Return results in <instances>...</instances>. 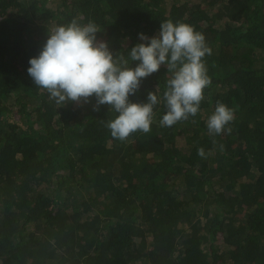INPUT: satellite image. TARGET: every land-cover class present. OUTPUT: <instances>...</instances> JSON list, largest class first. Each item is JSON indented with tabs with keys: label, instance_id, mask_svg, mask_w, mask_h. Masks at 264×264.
I'll return each instance as SVG.
<instances>
[{
	"label": "trees",
	"instance_id": "obj_1",
	"mask_svg": "<svg viewBox=\"0 0 264 264\" xmlns=\"http://www.w3.org/2000/svg\"><path fill=\"white\" fill-rule=\"evenodd\" d=\"M73 18L114 58L193 26L212 50L198 113L161 125L164 65L129 97L158 96L148 133L113 138L95 96L57 105L27 70ZM217 102L235 119L212 136ZM0 264H264V0H0Z\"/></svg>",
	"mask_w": 264,
	"mask_h": 264
},
{
	"label": "clouds",
	"instance_id": "obj_2",
	"mask_svg": "<svg viewBox=\"0 0 264 264\" xmlns=\"http://www.w3.org/2000/svg\"><path fill=\"white\" fill-rule=\"evenodd\" d=\"M98 31L95 22L81 23L73 18L52 28L40 54L29 60L28 74L57 105L87 103L95 96L94 110L108 105L118 113L107 124L113 138L123 141L137 131L148 133L154 106L160 102L158 96L149 92L145 103L130 102L129 97L143 78L164 65L172 76L163 93L167 111L161 125L170 127L198 113L204 89L211 84L204 57L212 50L202 33L189 24L169 20L161 23L156 36L139 33L143 42L132 47L127 56L114 58L107 43L97 40ZM133 61H139L135 68L130 67ZM234 119V110L217 102L207 119L209 134L231 133L227 126ZM220 147L222 150L223 145ZM198 155L206 158L205 150L199 148Z\"/></svg>",
	"mask_w": 264,
	"mask_h": 264
}]
</instances>
